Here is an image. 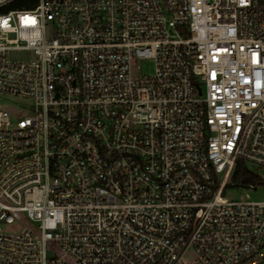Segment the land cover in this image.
Wrapping results in <instances>:
<instances>
[{
	"label": "built area",
	"instance_id": "2783aa9c",
	"mask_svg": "<svg viewBox=\"0 0 264 264\" xmlns=\"http://www.w3.org/2000/svg\"><path fill=\"white\" fill-rule=\"evenodd\" d=\"M19 1L0 0V264H264V202L225 195L264 185V0Z\"/></svg>",
	"mask_w": 264,
	"mask_h": 264
},
{
	"label": "rangeland",
	"instance_id": "374dc122",
	"mask_svg": "<svg viewBox=\"0 0 264 264\" xmlns=\"http://www.w3.org/2000/svg\"><path fill=\"white\" fill-rule=\"evenodd\" d=\"M144 68H145V71H147V67L144 66ZM151 69H152V65H151ZM13 100L15 102L13 101L14 103H10L8 106V110L12 114L14 113V109L19 107V104L28 105L31 103L29 100L20 101L14 98ZM249 167L253 169L255 168L251 164H249ZM225 195L227 198L234 200V201L243 200L249 197L251 201L264 202V185L260 186L257 190H251L248 187L230 188L225 192ZM26 226H31L30 222L18 223L17 225H15L14 228L10 230V232H19L22 229H24ZM57 250H58V247L56 245H53V249L49 251V255L56 253ZM196 259H197V254L193 249H191L188 252H186V254L184 255L183 263L192 264Z\"/></svg>",
	"mask_w": 264,
	"mask_h": 264
},
{
	"label": "trees",
	"instance_id": "16d2710c",
	"mask_svg": "<svg viewBox=\"0 0 264 264\" xmlns=\"http://www.w3.org/2000/svg\"><path fill=\"white\" fill-rule=\"evenodd\" d=\"M37 2L38 0H21L10 5L9 8H31L34 7ZM232 179L235 184L243 186L248 182H253L254 180H256V176L254 175V173H252V171L248 169V167H246L242 160H238Z\"/></svg>",
	"mask_w": 264,
	"mask_h": 264
}]
</instances>
